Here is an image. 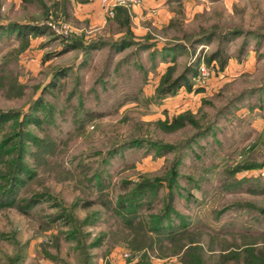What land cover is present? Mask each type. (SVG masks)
I'll return each instance as SVG.
<instances>
[{
  "label": "rangeland",
  "instance_id": "1",
  "mask_svg": "<svg viewBox=\"0 0 264 264\" xmlns=\"http://www.w3.org/2000/svg\"><path fill=\"white\" fill-rule=\"evenodd\" d=\"M53 1L70 0H0V112L22 117L35 107L40 123L27 128L51 149L36 154L32 141L26 143L23 161L40 178L33 188L49 194L27 215L0 208V264L18 255L21 264H136L143 254L150 264L259 260L247 253L264 251V193L250 189L264 187V168L236 175L226 170L264 160V0H167L173 1L167 11L175 27L162 22L164 15L155 27L142 22L156 35L135 34L120 51L111 45L125 38L115 12L104 9V25L96 28L76 21L68 3H62L65 15L49 11ZM118 6L130 10L129 4ZM15 22L44 32L22 43L11 30ZM49 22L71 31L60 34ZM200 28L216 36L190 48L185 35ZM173 40L183 49L163 59L162 47ZM91 42L98 48L89 49ZM217 49L224 67L218 60L205 63L212 75L190 77L184 103L176 100L178 90L156 98L154 85L168 61H175L176 77ZM184 112L191 121L173 130L161 127ZM12 128L9 122L5 131ZM163 143L170 151L160 150ZM10 158L1 161L0 174ZM174 161L173 220L184 218L189 233L174 245L162 238L151 248H133L130 239L141 234L123 230L116 202L141 176L164 175ZM166 185L144 198L145 221L163 207ZM52 215L61 217L52 222ZM52 233L59 234L57 242Z\"/></svg>",
  "mask_w": 264,
  "mask_h": 264
},
{
  "label": "trees",
  "instance_id": "2",
  "mask_svg": "<svg viewBox=\"0 0 264 264\" xmlns=\"http://www.w3.org/2000/svg\"><path fill=\"white\" fill-rule=\"evenodd\" d=\"M82 2H88V0H83ZM53 5L50 7L49 11H54L60 5V3L66 4L67 1H53ZM48 11L47 15L50 14ZM115 16L114 21L120 26H124L123 36L119 41H114L111 43L117 51H120L130 45H132V40L135 38L134 32L131 30V15L127 7L116 6L114 8ZM11 30H14L18 36L23 37V42H27V35L38 34L44 32V27H39L32 24H20L12 23ZM170 27H175V22L172 20L169 22ZM10 29V28H9ZM239 30H232L231 33L237 34ZM150 35V34H149ZM148 34H145L144 38ZM188 37L191 43L190 48H194L196 45H202L207 42L212 41L216 36L215 30L206 32L200 28L199 32L191 33L185 35ZM223 40L226 37H222ZM174 42H167L162 47V58L167 59L173 56L176 50L183 49V45L176 40ZM221 42V41H220ZM71 47H82L78 43H72ZM89 49L98 48L97 42H91L88 47ZM221 49H217L209 56L205 58V63L210 65L213 60H218L220 69L224 67V60L219 57ZM200 61L194 64L195 67H185L183 72L176 77L173 74L176 70L175 61L170 60L166 66L165 71L160 76L159 82L155 88L156 98H165L167 96L174 95L177 90L185 86L188 91H191V82L189 78H196L197 76V66ZM194 68V69H193ZM193 69V70H192ZM192 70V71H190ZM201 91V89H199ZM188 112L181 113L172 120H164L160 122L161 127L168 131L179 128L183 126L186 122L191 121ZM11 122L14 124V128L10 131H5V126ZM40 123L39 118L36 113L35 107H31L28 113L21 114L15 111H1L0 112V163L4 157H11L9 161L6 162V169H4L0 174V208L5 207H15L18 211L23 214H28L30 209L35 207L44 196L48 195V190H35L33 188V183L39 182L36 172L29 170L24 161L23 153L27 141H32V144L36 146V154L48 153L51 149H48V145L43 144L41 139L29 131L27 126L29 124H34L38 126ZM11 126V125H10ZM141 139L134 140L133 142L140 143ZM160 150L170 151L171 145L168 143H163L160 145ZM178 161H174L170 169L166 174L161 176L150 177H140L138 181L132 184V187L124 194L120 195L116 202V213L120 214L121 226L123 230L134 232V234H141V236H134L130 239L129 243L131 247L140 248L143 247H153L157 240L163 241L166 239L173 245L178 243L180 239L189 233L186 226V221L184 218L180 220L179 223H175L173 220V214H176L173 201V191L172 188L176 186V176H177V164ZM49 166V165H47ZM86 167H83V171ZM264 168V160L260 163L254 162H244L241 164L233 165L231 168L227 169L226 172L231 175H236V173L241 171H248L252 169H262ZM162 182L166 183L168 191L165 195L164 205L158 213H153L150 215L149 221H145L140 215V210H142L144 198L147 193L156 192L157 188L161 186ZM24 188V191L20 196L19 192ZM250 191H258L264 193V187L260 189H250ZM61 215H52V222ZM49 229V227H47ZM44 229V228H43ZM45 230V229H44ZM54 240L57 242L59 234L52 233ZM262 237V236H261ZM163 238V239H162ZM128 242V240H127ZM57 244V243H56ZM132 244V245H131ZM250 250L247 254L248 256H259V260L256 258H251V261H245L246 264H264V251H258L256 249ZM44 251V249H43ZM46 252V251H44ZM255 252V253H253ZM47 254V255H46ZM44 253L45 256H50L48 252ZM8 264H21L20 256H13L9 259ZM136 264H150L148 259L145 260V254L141 255L140 261Z\"/></svg>",
  "mask_w": 264,
  "mask_h": 264
},
{
  "label": "crops",
  "instance_id": "3",
  "mask_svg": "<svg viewBox=\"0 0 264 264\" xmlns=\"http://www.w3.org/2000/svg\"><path fill=\"white\" fill-rule=\"evenodd\" d=\"M82 1L83 0L67 1L68 12L70 13V15L76 21H85L86 23H89V25L91 26H94L96 28H102L105 22L104 16H106V14L101 1L100 0H88V2H82ZM172 2L173 1H167V0H141L136 4H129V9H130L129 13L131 15V21L132 24L135 25L134 27L131 25V30L134 32V35L135 34L137 36H141L145 34L156 35L153 29H151L149 26L145 27V26H141L140 24H142V22L143 24H149L151 20V23L154 27L158 26L157 20L160 15H164V17H162V22L164 24H169L168 22L170 21L172 12L167 11L168 10L167 8H168V4L170 5V3ZM55 12L56 13L59 12L65 15V13L62 10V3H60V5L56 8ZM147 17L148 19H146ZM145 19L148 21H146ZM156 86L157 83L154 85V87ZM186 91L188 92L185 86H182L178 89V92H180L181 94L177 97L176 99L177 102H180L181 104L184 103L182 99L186 97V95H184L186 94ZM173 102L174 101H171L170 103H168V105H172ZM185 104L182 105L184 106V108L186 107ZM183 110H180L178 112H181Z\"/></svg>",
  "mask_w": 264,
  "mask_h": 264
},
{
  "label": "built area",
  "instance_id": "4",
  "mask_svg": "<svg viewBox=\"0 0 264 264\" xmlns=\"http://www.w3.org/2000/svg\"><path fill=\"white\" fill-rule=\"evenodd\" d=\"M139 1L136 0H115V1H101L106 13L108 15H113L114 14V8L118 5H127V4H136ZM48 25L55 31H57L60 34H67L69 31H71V28L67 24H58V23H53L49 22ZM213 68L208 67L204 61H201L198 63L197 66V80L200 81L202 80H208V78L212 75Z\"/></svg>",
  "mask_w": 264,
  "mask_h": 264
}]
</instances>
